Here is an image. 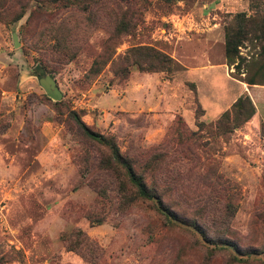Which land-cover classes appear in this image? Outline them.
<instances>
[{
  "label": "rangeland",
  "instance_id": "374dc122",
  "mask_svg": "<svg viewBox=\"0 0 264 264\" xmlns=\"http://www.w3.org/2000/svg\"><path fill=\"white\" fill-rule=\"evenodd\" d=\"M250 2L261 6L264 24V0H135L141 22L133 35L121 38L113 59L147 45L164 51L175 66L170 73H148L129 65L126 79L114 74L110 62L86 78L126 3L113 0L91 14L61 9L30 24L33 9L52 12L55 5L31 2L15 22L13 11L4 13L0 264H264L263 119L232 131L216 127L237 100L224 95L231 88L225 70L189 71L203 64L199 40L214 23L224 35L225 27L236 24L235 15L246 13L256 20L249 27L260 26ZM253 30L238 48L247 61L258 59L264 46ZM224 51L214 45L212 64L225 63ZM245 65L239 71L226 65L236 82L243 83L238 79ZM36 67L53 78L60 101L40 87ZM254 86H247L251 95H241L264 118V86ZM70 111L113 138L139 172L155 159L147 177L167 206L213 241L229 239L241 252L218 250L191 226L165 218L151 202L133 201L132 191L122 192L123 177L101 165L106 149L78 130ZM250 250L259 254H244Z\"/></svg>",
  "mask_w": 264,
  "mask_h": 264
},
{
  "label": "trees",
  "instance_id": "16d2710c",
  "mask_svg": "<svg viewBox=\"0 0 264 264\" xmlns=\"http://www.w3.org/2000/svg\"><path fill=\"white\" fill-rule=\"evenodd\" d=\"M127 4V9L121 11L116 21L112 23V32H110L108 38L104 42L102 47V53L97 56L92 65L86 73V78L91 79L97 76L108 62H110L114 68V74L119 78L126 79L130 74L129 65L131 67H137L140 71L148 73H170L172 67L175 66V61L164 51L159 50L153 46H135L128 50L127 55L123 58L119 57L117 60L113 59L115 48L119 45L120 40L124 36L133 35L141 22L140 15L137 14L135 0H118ZM147 2L148 0H142ZM167 2H177L179 0H165ZM31 2L37 4H53L55 9L52 12L44 10L33 9L27 19V24H30L33 20L39 23L41 20H46L47 17H54L57 15V11L61 9L76 10L81 13L91 14V10H95L101 5L113 2V0H88L87 2L80 0H0V21H2L4 13L13 11L11 21L15 22L21 19L26 13V8ZM94 7V8H93ZM249 11H252L254 15L261 18L260 26H256L253 30L252 25L254 18H247L246 13H240L235 15L236 24L234 26L225 27L224 34V55L225 63L228 67L233 66L235 71L240 70V65L246 62L244 68V77H240L239 81L249 85L264 86V46L261 47V51L257 54L258 59L247 61L239 55V47L244 40H247L248 34L253 30L255 32V39L264 41V24L262 17V8L258 4L250 2ZM249 27V29L247 28ZM258 32V34H256ZM251 60V58H250ZM238 61V62H236ZM34 74H37L38 67H36ZM240 75V74H239ZM70 116L75 122L76 127L80 132L91 142L95 143L106 149L108 155L106 159L101 163L102 167L108 172H114L120 174L124 179L125 188H122V192L132 191L133 201L151 202L155 205V209L165 218L171 221L177 222L181 225L191 226L201 238L209 242L210 244L220 245V251H226L227 248H231L236 252H241L240 247L230 241L229 239L218 238L213 241L209 234L203 227L198 225L195 221L189 223L184 217H181L172 208L167 206L163 200V195L158 192L154 185L153 179H148L147 174L155 169L157 162L155 159L150 160L139 172L134 163L125 158L113 138H109L99 132L94 131L90 126L85 124L81 118L78 117L75 111H70ZM255 114V108L248 95L242 94L232 104L231 108L225 111L216 122V127L221 125L228 126L231 131L237 129L243 124L247 123ZM202 126V123H200ZM152 182V183H151ZM264 250V249H263ZM264 253V251H262ZM247 256L259 254L256 250L247 251L244 253ZM236 260L235 258H233ZM238 262L247 263L246 260H236Z\"/></svg>",
  "mask_w": 264,
  "mask_h": 264
},
{
  "label": "crops",
  "instance_id": "0c3cea01",
  "mask_svg": "<svg viewBox=\"0 0 264 264\" xmlns=\"http://www.w3.org/2000/svg\"><path fill=\"white\" fill-rule=\"evenodd\" d=\"M222 7V6H221ZM214 27L209 28V32L205 33V35L202 36V39L199 40V45L202 46V54H201V61L203 62V64L200 67L197 68H189V71L191 70H195L198 72V74L201 75H205L209 72L214 71L217 68H223L225 70L224 73V78L229 82L230 84V89L229 91H226V94L231 100L232 103L237 99V97H239L241 95V93H243L244 91L248 92L250 95V91L247 88V84L244 83H240V82H236V80H234L233 78L230 77L229 75V70L228 67L226 66V64L224 62H221V64H212L211 60H210V55L211 52L213 51V47L216 43H218L220 46H224V35L220 33V31H217V29L215 30V28L217 27H221L220 24L218 23H214L213 25ZM216 31V32H213ZM218 33V37L216 36ZM203 59V60H202ZM188 72V71H187ZM205 77H208L207 75ZM210 78V76L208 77ZM212 81H214V78L212 79ZM207 82L210 81L208 80ZM239 84V85H238ZM241 84V86H240ZM245 86V87H243ZM250 88H252V86H249ZM254 87H260V86H254ZM252 90V89H251ZM253 92L256 90H252ZM252 98V97H251ZM260 118L263 119V121L260 120ZM252 120H260L261 122H264V118L261 116L259 110H256L254 116L252 117Z\"/></svg>",
  "mask_w": 264,
  "mask_h": 264
},
{
  "label": "water",
  "instance_id": "95a60500",
  "mask_svg": "<svg viewBox=\"0 0 264 264\" xmlns=\"http://www.w3.org/2000/svg\"><path fill=\"white\" fill-rule=\"evenodd\" d=\"M13 41L15 47L18 46V42L16 41L15 35H13ZM37 74L38 75L33 73V76L38 79V83L40 87L43 88L46 95L55 102L60 101L62 98V93L59 91L53 78L50 75L43 72L41 69L37 70Z\"/></svg>",
  "mask_w": 264,
  "mask_h": 264
}]
</instances>
